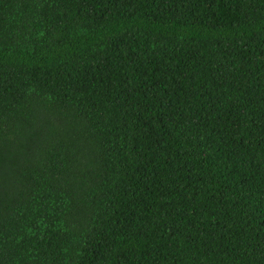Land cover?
Returning <instances> with one entry per match:
<instances>
[{
	"label": "trees",
	"instance_id": "trees-1",
	"mask_svg": "<svg viewBox=\"0 0 264 264\" xmlns=\"http://www.w3.org/2000/svg\"><path fill=\"white\" fill-rule=\"evenodd\" d=\"M0 264H264V0H0Z\"/></svg>",
	"mask_w": 264,
	"mask_h": 264
}]
</instances>
